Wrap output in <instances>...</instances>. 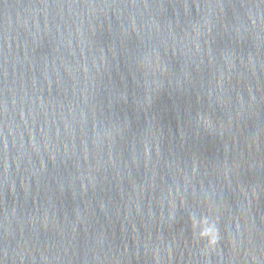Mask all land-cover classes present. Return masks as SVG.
<instances>
[{"label":"water","instance_id":"95a60500","mask_svg":"<svg viewBox=\"0 0 264 264\" xmlns=\"http://www.w3.org/2000/svg\"><path fill=\"white\" fill-rule=\"evenodd\" d=\"M0 264H264V0H0Z\"/></svg>","mask_w":264,"mask_h":264},{"label":"clouds","instance_id":"9594fccd","mask_svg":"<svg viewBox=\"0 0 264 264\" xmlns=\"http://www.w3.org/2000/svg\"><path fill=\"white\" fill-rule=\"evenodd\" d=\"M171 218V217H170ZM199 226V237L201 240H207V247L209 249H215L216 245L220 242L221 234L220 229L214 222H209L207 218H201L198 222H195Z\"/></svg>","mask_w":264,"mask_h":264}]
</instances>
